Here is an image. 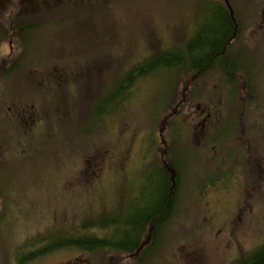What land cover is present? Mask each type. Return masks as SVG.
<instances>
[{"label":"rangeland","instance_id":"obj_1","mask_svg":"<svg viewBox=\"0 0 264 264\" xmlns=\"http://www.w3.org/2000/svg\"><path fill=\"white\" fill-rule=\"evenodd\" d=\"M228 2L235 16L240 9L255 14L256 8L264 5L256 0ZM4 3L0 6V61L12 65L19 56L24 66L6 76L0 72V112L4 115L3 110L9 108L19 116L15 121L18 139H0V196L12 201L0 208L4 220L0 222V264H16L22 255L42 248L45 239L62 237L65 219L70 221L71 216L81 222L136 219L153 206L160 175L165 176L158 161H163L170 139L176 143L177 168L184 190L187 188L180 196L183 204L177 208L174 234H160L154 247L142 254H111L104 261L229 264L233 250L249 256L250 250L264 243V139L254 146V161L229 153L224 160L237 173L217 182L213 174L217 168L212 167L214 159L208 147L189 139L188 112L180 133L173 112H166L184 91L188 94L185 107L193 102L186 89L192 75L182 73L183 67H176L171 74L159 71L148 82L139 83L123 109L112 104L103 122L98 119L102 96L110 95L111 86L133 63L162 52H169L171 60L176 55L186 60L191 41L206 45L214 31L226 25L220 10L223 2L71 0L58 7L68 19L62 30L44 28L40 40L46 49H41L42 42L32 39L30 43L27 37L23 59L21 43L13 36V30L18 33L17 26L23 24L20 14L14 12L17 2ZM239 18L238 32L243 29ZM50 19L49 12H40L31 22L47 24ZM8 34L10 37L2 40ZM35 42L48 56L36 55ZM198 51L195 55L205 53L204 48ZM40 61L48 68L36 77L34 65ZM51 68L53 72L60 69V74L52 75ZM215 75L201 79L205 88L199 97L218 101L211 135L224 156L221 148L233 140L230 129L235 117L227 111L233 108L227 103L231 97H225L222 85L216 89L219 79ZM199 103L206 105V101ZM32 119L37 125L35 132L31 126L23 133ZM232 147L239 151L237 143ZM23 264L87 263L85 254L77 250L58 249Z\"/></svg>","mask_w":264,"mask_h":264},{"label":"trees","instance_id":"obj_2","mask_svg":"<svg viewBox=\"0 0 264 264\" xmlns=\"http://www.w3.org/2000/svg\"><path fill=\"white\" fill-rule=\"evenodd\" d=\"M5 1L7 2V0H0V6H2ZM13 1L17 2L16 6L18 8L16 11L20 14L21 21H23V24L21 23V25L17 26L16 28L18 32V38L20 39L19 42L21 43V57L23 59L26 58L27 53V37H29L30 43L32 42V39H35L36 42L39 41L40 43L42 42L40 40V36L44 32L45 27H48V29L51 31L62 30L61 28L65 26L68 19L65 18L63 13H60L61 11H59L58 7L64 6L71 0ZM220 10L222 9L220 8ZM40 12H49V15L51 16L50 23L37 24V21L31 22L32 18H37V14ZM45 16H47V14ZM213 38L214 42L212 45L209 44L208 40L206 45H202L203 47L199 46L200 40L196 42L191 41V45L189 47L190 54L186 60L178 59L177 55L175 58H173V60H171L169 52H162L159 55L152 56L141 61L140 63H133L123 72L124 74L121 77L119 76L117 78L116 83L111 86L110 95L104 94L102 96L99 104L100 117H98V119L103 122L104 117H106V111H109L108 107L112 104L116 109H123L124 104L126 103L127 99H129V96L133 95V92L137 89V85L142 82H148V80L152 79L154 74L158 73L159 71H165L166 74H171V72L176 69V67L181 66L183 67L181 71L184 74H192V69L198 73H203L207 67L205 64V59H208L210 55L214 56L216 53H220L221 50H223L220 43L221 40H219L221 39V36L214 34ZM36 42L33 48L36 55L40 57L41 55H47V50L40 52L39 48L35 46ZM43 44L45 43L42 42L41 49H46L43 48ZM197 48L199 50L197 53H199L202 48H204L205 53L202 51L200 52V55H195ZM29 55L35 54L30 52ZM19 61L20 60H18L16 66H19L22 69L24 66V61ZM46 65L47 64H41V61L35 63L34 66H36L37 72L36 77H41L39 75L40 70L48 68ZM28 66L30 69L31 65L29 64ZM55 66L56 65L53 67ZM52 68L50 69V73L52 75L60 74V69H56V71L53 72ZM0 72H2L1 69ZM9 72L11 74L13 73L10 68H4L2 73L7 74ZM187 83L188 85L186 89L188 91L192 83V76L189 78V80H187ZM187 95V92L184 91L181 96H178V98L176 96V99L172 101L167 107L166 112L169 111L171 115V112L175 110L177 103L185 104V102L188 100ZM160 132H162V130H160L159 133ZM166 146L167 149L163 153V161H158V166L165 176L159 174L160 187L158 194L155 197L153 206L145 211H142L136 219L131 221L102 218L99 220V222H81L77 217L74 216H71L70 221L68 218H66L65 223L63 224L65 226L66 233L62 237L52 241H49V238L45 239L42 248L35 247L31 254L22 255L17 260L16 264H23L28 259L30 260L33 257H40V255L48 251L58 249H73L85 254L87 264H107L104 260L111 254H123L127 256L136 255L138 253L142 254L144 249H152V247H154V244L159 239L158 236L160 234H174L175 226L178 220L177 218L179 217V211L177 208H180L183 204V200L180 198V196L182 193L185 194L187 188L184 190V184H181L184 179L181 177V174L177 168L175 157L176 143H173L170 139L169 142L166 143ZM170 173H173V175L171 176ZM14 201L17 200H13V202ZM11 202V200L1 198L0 196V208L3 206L5 207ZM90 210H92V208H90ZM90 215H93V213L90 212ZM1 217L2 216L0 212V222H3V217ZM95 219H98V217ZM168 224L170 225V228H166ZM256 256H258L257 258L262 263L264 260V248L257 255L255 253L245 261H241L240 264H256V260H258L256 259ZM113 263L114 262H112V264Z\"/></svg>","mask_w":264,"mask_h":264},{"label":"flooded vegetation","instance_id":"obj_3","mask_svg":"<svg viewBox=\"0 0 264 264\" xmlns=\"http://www.w3.org/2000/svg\"><path fill=\"white\" fill-rule=\"evenodd\" d=\"M216 1L223 2V9L221 8V11L226 20V25L223 28L214 31V34L221 36L219 40H221L220 43L223 50L205 59L206 63H204L207 67L203 73H198L192 69V83L189 87V93H192L193 102H190L188 107H185L183 103H177L173 116L177 119L179 124L178 131L180 133L181 124H183L182 118L185 116V112H188L189 121L185 122H187L190 129L189 139H192L193 143L204 142V145L208 147V152L211 158L214 159V162L211 163L212 167L215 166L217 168L213 174L218 182L220 181L219 179L226 178V175L230 177L237 173V170L229 167L224 160L229 153L232 152L245 157L244 159L254 161L253 157L256 155L254 146H257V143L264 139V55H261V48L264 47V5L258 9L256 8L255 14L244 12L240 9L235 16V11L230 7L228 0ZM256 1L257 4H264V2L260 3V0ZM14 12H16V9ZM239 17H242L243 26L240 25V28L243 29L238 32L239 23L237 20L241 21ZM0 32L3 31L0 30ZM210 34L208 32V35ZM13 36H16L19 42L18 33L16 31L14 33V30ZM9 37L10 35L8 34L2 40H6ZM213 42L214 38L212 37L209 44L212 45ZM252 58L254 59L253 63L250 62ZM18 60L19 56L17 59H14L12 65H5L4 62L0 61V69L3 71L4 68H10L12 72L18 73L20 69L19 66H16ZM215 73V77L217 76L219 79V85L216 86V89L222 85L225 97L227 99L231 97L227 103L233 108L227 111L233 112L235 117V121L230 129V132H232L231 139L233 140L228 142L227 146L221 148L224 156L219 154L220 148L213 140V135H211V131L214 129L213 119L218 113L216 110L218 101L214 103L210 99L202 100L199 97L202 96L200 95L202 87L205 88L200 83L201 79L206 75ZM7 74H4V76ZM1 82L3 85V81ZM199 101H206V105L200 104ZM201 105H203L202 108ZM2 109L0 105V110ZM3 111L4 115L0 112V139H18L15 134V121L19 116H15V113L11 114L9 108ZM26 124L23 133H27L31 126H34L35 132V128L37 127L35 120L32 119ZM6 129L9 132H6ZM205 136H208L210 139H202ZM233 143L239 145V151H234L232 147ZM214 154L217 156H214ZM263 248L264 243L258 248L250 250L251 255L255 253L257 255ZM236 252V249L233 250L229 264H240L241 261H245L251 256H247L249 253L242 255ZM257 257L256 259H258ZM256 264H264V260L261 263L258 259L256 260Z\"/></svg>","mask_w":264,"mask_h":264},{"label":"water","instance_id":"obj_4","mask_svg":"<svg viewBox=\"0 0 264 264\" xmlns=\"http://www.w3.org/2000/svg\"><path fill=\"white\" fill-rule=\"evenodd\" d=\"M161 133V132H160Z\"/></svg>","mask_w":264,"mask_h":264}]
</instances>
